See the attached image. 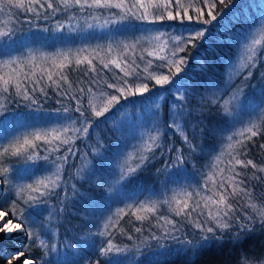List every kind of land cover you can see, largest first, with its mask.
<instances>
[{"label": "snow or ice", "instance_id": "6c2138e0", "mask_svg": "<svg viewBox=\"0 0 264 264\" xmlns=\"http://www.w3.org/2000/svg\"><path fill=\"white\" fill-rule=\"evenodd\" d=\"M231 6L0 0V245L12 246L0 264H57L62 247L73 264H220L205 253L264 233V100L248 102L250 88L264 95V17L241 35L223 25ZM128 118L141 121L133 155ZM105 124L123 147L98 136ZM69 217L83 221L74 237Z\"/></svg>", "mask_w": 264, "mask_h": 264}, {"label": "trees", "instance_id": "16d2710c", "mask_svg": "<svg viewBox=\"0 0 264 264\" xmlns=\"http://www.w3.org/2000/svg\"><path fill=\"white\" fill-rule=\"evenodd\" d=\"M264 17V0H234V6H231L229 9L225 10V15L223 17V25H228L229 23H232L234 30H236L237 33L243 34L247 33L249 31L250 25L257 19ZM237 21V23H236ZM221 25V29L223 27ZM220 30V29H217ZM264 37V29L261 28L260 25H257L254 29V37L256 39H261ZM58 40L54 39H48L46 41V44L48 46H53L55 44H58ZM230 43H233L230 41ZM215 40H210V43L208 45V50L200 49L201 56L198 57L199 59H203L204 61L210 60L214 53L211 51L212 48H214ZM38 47V46H34ZM264 47V40H262V44L258 45V50ZM53 49H45V51H52ZM194 56L196 55V52L193 51L192 53ZM243 49H236V46L233 43V47L227 51V53H221L222 56H225L224 63H232L233 65L238 64L241 57L243 56ZM235 55V59H233ZM260 71H264V67L260 69ZM193 75L197 76L196 67H193ZM233 76L235 77L236 82H239V77L235 76V73H233ZM219 79V77H217ZM255 83V81H254ZM249 97L248 102L252 103L254 101H262L264 100V95L261 94L260 89H249ZM165 110H167V101L165 102ZM118 118V117H117ZM253 122L260 123L261 117L253 116L252 117ZM140 120H134L132 118H128L125 122V128H126V137L128 139V148H127V154L133 155L134 149L131 147V145H137L140 143L138 139H132V137L136 134V128L138 124L140 123ZM111 125L105 124L102 125L100 129H98V136L105 140L106 143L113 145L114 148L117 147H123V144L121 143L119 146H117L116 143V137L113 135L109 129ZM111 136V139L109 140L108 137ZM172 139L179 142V135L175 134L173 135ZM214 143V141H212ZM264 141H257V144ZM255 157L264 158V152H260L257 148V150L253 153ZM205 163L207 161H204ZM73 172H75V169H73ZM67 178V176H66ZM192 179H195L194 176L191 177ZM75 182V181H73ZM142 185L140 186L143 188L145 185H150L152 183V177L149 174H144L142 178ZM79 186V185H78ZM91 189L89 192L90 195L95 196L96 190L94 185L89 184L85 185L84 188L81 189V191H85ZM99 207H97V211H103V201L97 202ZM116 207H123V205H112V211H115ZM76 212L79 214H83L80 212V206L77 205L76 208H67L66 212ZM110 215V213H108ZM100 219V213L97 212L93 220ZM106 219V217H105ZM129 219V217H125L124 220H122L121 226H125L124 221ZM69 224V227H72L74 231L72 232V236L74 237L76 235L75 228L83 223V221L79 220L76 217H69L66 221ZM103 221H101L102 225ZM91 227V226H90ZM93 231H95V228H92ZM68 243H72L75 247V241L74 239L68 240ZM12 250V246L10 242H4L2 245H0V256H6L8 252ZM54 259L57 260V264H73V262L77 259V253L74 248L72 249H64L63 247L60 250L59 257H54ZM180 259L178 258L177 261L172 260L171 258L168 260L167 264H180ZM203 259L205 261H212L215 260L217 262H220V264H264V233H258L255 235H252L245 239V241L241 245L233 246L230 243L224 244L222 247H213L210 250H208Z\"/></svg>", "mask_w": 264, "mask_h": 264}]
</instances>
